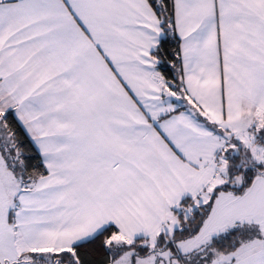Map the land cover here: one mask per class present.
<instances>
[{
  "label": "snow or ice",
  "instance_id": "snow-or-ice-1",
  "mask_svg": "<svg viewBox=\"0 0 264 264\" xmlns=\"http://www.w3.org/2000/svg\"><path fill=\"white\" fill-rule=\"evenodd\" d=\"M0 264H264V0H0Z\"/></svg>",
  "mask_w": 264,
  "mask_h": 264
}]
</instances>
